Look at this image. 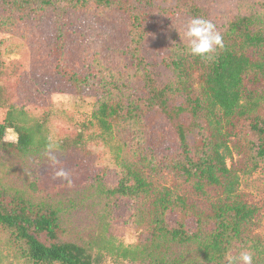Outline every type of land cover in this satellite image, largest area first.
<instances>
[{
	"label": "trees",
	"instance_id": "1",
	"mask_svg": "<svg viewBox=\"0 0 264 264\" xmlns=\"http://www.w3.org/2000/svg\"><path fill=\"white\" fill-rule=\"evenodd\" d=\"M205 1L0 0V59L20 53L24 43L17 38L48 12L60 20L116 11L127 16L131 30L124 74L97 70L100 94L92 110L57 144L61 154L106 146L116 165L114 180L101 171L80 187L35 199L40 191L35 180L24 187L7 185V169L0 165V264H5L3 249L32 264H226V253L241 251L252 253L253 264H264L262 205L240 189L241 175L254 171L259 160L264 163L263 5L228 18L218 30L223 47L210 58L192 56L186 43L177 42L163 59L174 73L171 82H158L141 54L150 22L163 15L183 16L186 23L207 19ZM56 69L77 95L92 82L63 62ZM137 80L145 89L138 99L168 121L178 152L158 156L142 134L120 133L122 121L135 117L134 101L124 100ZM6 90L0 73V153L24 161L48 159L50 122L58 117L74 122L73 114H35L11 102ZM8 133L15 139L5 141ZM164 173L173 175L169 183L160 181ZM122 203L128 207L117 215ZM82 214L86 224L73 218ZM117 225L137 231L136 241L116 243Z\"/></svg>",
	"mask_w": 264,
	"mask_h": 264
},
{
	"label": "rangeland",
	"instance_id": "2",
	"mask_svg": "<svg viewBox=\"0 0 264 264\" xmlns=\"http://www.w3.org/2000/svg\"><path fill=\"white\" fill-rule=\"evenodd\" d=\"M263 3L264 0H208L201 5L207 14V20L219 30L228 18L246 13L251 7H264ZM185 25L183 16L163 15L150 22L144 34L141 44L143 61L158 82L173 80L174 73L167 68L163 59L170 55L177 42L182 41L180 36ZM129 31L127 16L116 11L108 12L103 17L81 14L77 17L66 16L60 20L48 12L37 26L26 31L25 36L17 38L24 43L20 53L3 54L0 73L11 102L27 107L35 114L42 110H57L68 111L74 117V122L60 117L50 122L49 145L54 146L52 154L56 156L58 164L53 165L49 158L39 162L24 161L20 157H6L0 153V165L7 169L5 184L24 187L29 180H35L40 191L33 194L35 199H40L41 196L51 197L53 192L73 189L76 185L80 187L101 171H105L109 180H114L116 165L111 150L106 146L87 145L84 152L68 150L61 154L57 144L65 135L75 132L78 117L88 116L92 110L93 103L100 94L99 82L102 75L97 70L108 74H124L129 64L125 55L129 46ZM61 35L65 38L62 39ZM59 41H62V47H58ZM62 62L74 72L92 78L90 86L83 88L81 95L75 93L66 78L56 69L57 63ZM128 91L129 97L124 101H134L135 117H126L122 121L120 133L133 135L136 131L142 134L146 147L156 145L158 156H170L178 152L179 145L168 121L161 114L146 110L138 99L145 91L142 81H132ZM3 139L12 141L15 136L8 133ZM248 140L256 142L250 133ZM252 150V154H255V149ZM61 168L69 173L68 180L56 177V171ZM171 177L173 175L164 173L160 181L169 183ZM240 189L253 202L262 205L260 231L264 238V163L259 160L254 171L241 175ZM127 207L128 203H122L115 212L123 215ZM73 218L79 219L82 224L87 223L83 214ZM112 231L115 242L123 245H130L138 238V232L125 225L114 226ZM3 253L5 264H32L12 250L3 249Z\"/></svg>",
	"mask_w": 264,
	"mask_h": 264
},
{
	"label": "clouds",
	"instance_id": "3",
	"mask_svg": "<svg viewBox=\"0 0 264 264\" xmlns=\"http://www.w3.org/2000/svg\"><path fill=\"white\" fill-rule=\"evenodd\" d=\"M181 37L182 44L186 42V50L192 56L210 58V54L223 47V37L215 24L203 17H193L184 26ZM54 146L49 145L47 155L52 164H58L56 156L52 154ZM56 177L69 179V173L63 168L56 171ZM70 182V181H69ZM226 264H253V255L249 251H241L238 256L225 254Z\"/></svg>",
	"mask_w": 264,
	"mask_h": 264
}]
</instances>
